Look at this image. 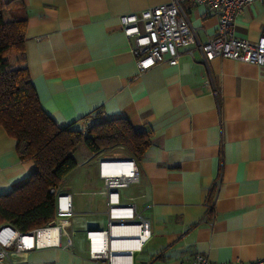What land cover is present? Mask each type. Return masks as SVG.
<instances>
[{"label": "crops", "instance_id": "obj_1", "mask_svg": "<svg viewBox=\"0 0 264 264\" xmlns=\"http://www.w3.org/2000/svg\"><path fill=\"white\" fill-rule=\"evenodd\" d=\"M10 1L26 8L25 64L40 106L59 127L86 132L121 118L150 137L135 160L138 183L120 192L151 230L132 264H189L197 254L212 264L264 258V65L221 57L205 64L190 46L179 50L177 65L139 72L119 17L170 0H0ZM182 1L198 40L215 36L218 19ZM263 28L264 7L255 1L235 18L234 36L256 42ZM16 145L0 127V195L35 171ZM79 147L94 177L60 187L73 204L71 247L63 238L60 248L12 254L0 264H101L88 258L85 230L106 228L96 163L108 155ZM218 178L209 224L204 204Z\"/></svg>", "mask_w": 264, "mask_h": 264}, {"label": "built area", "instance_id": "obj_2", "mask_svg": "<svg viewBox=\"0 0 264 264\" xmlns=\"http://www.w3.org/2000/svg\"><path fill=\"white\" fill-rule=\"evenodd\" d=\"M194 6H204L207 14L218 19L215 36L201 43L196 30L188 19L182 0L147 8L137 14L119 17L123 34L133 40L132 54L139 72H145L160 63L178 64L179 50L194 46L205 64L215 57L264 65V28L258 41L251 42L234 36L235 18L251 3L264 0H187ZM192 54V50H188ZM97 177L102 182L99 194L106 201V228H87L85 240L88 258L101 264H132L133 254L151 237L149 222L131 204L120 199L121 190L137 184L139 170L134 159L127 156H99L96 163ZM219 188V178L212 184L210 197L204 206L203 220L212 224L213 207ZM54 194L53 225L46 224L22 232L10 225H0V263H11L12 254H22L43 248H64L72 245L68 229L74 217L72 199L60 187L50 190ZM213 193V196H212ZM136 229V230H135ZM137 233L136 238L132 232ZM134 242L132 246L130 243ZM189 264H212L207 256L195 255ZM264 264V258L250 262Z\"/></svg>", "mask_w": 264, "mask_h": 264}, {"label": "trees", "instance_id": "obj_3", "mask_svg": "<svg viewBox=\"0 0 264 264\" xmlns=\"http://www.w3.org/2000/svg\"><path fill=\"white\" fill-rule=\"evenodd\" d=\"M27 12L19 1L0 2V127L17 143L21 161H32L35 171L26 182L0 195V225L22 232L53 221L54 194L77 166L73 152L83 145L91 154L122 147L140 161L150 147L148 133L131 128L125 119L92 125L86 132L61 128L40 106L25 64Z\"/></svg>", "mask_w": 264, "mask_h": 264}, {"label": "rangeland", "instance_id": "obj_4", "mask_svg": "<svg viewBox=\"0 0 264 264\" xmlns=\"http://www.w3.org/2000/svg\"><path fill=\"white\" fill-rule=\"evenodd\" d=\"M104 155L108 156H118L121 154H126V151L124 149H120V147H115V148H108L103 150ZM73 157L74 160L77 163V166L75 167L74 170H72L62 181L60 187L62 188L63 186L68 185V183L72 179H81L85 178L89 175L94 177V170L92 167H89V161H86V157L84 153H82L80 147L78 146L75 151L73 152ZM96 160V159H95ZM94 160V161H95ZM86 161V162H85ZM101 220V218H100ZM102 227H99L101 229Z\"/></svg>", "mask_w": 264, "mask_h": 264}, {"label": "bare ground", "instance_id": "obj_5", "mask_svg": "<svg viewBox=\"0 0 264 264\" xmlns=\"http://www.w3.org/2000/svg\"><path fill=\"white\" fill-rule=\"evenodd\" d=\"M135 230H136V229H135ZM135 230L132 232V234L134 235V237H133V238H136V236H137V233L135 232ZM130 245L134 246V245H135V243H134V242H132V243H130Z\"/></svg>", "mask_w": 264, "mask_h": 264}, {"label": "water", "instance_id": "obj_6", "mask_svg": "<svg viewBox=\"0 0 264 264\" xmlns=\"http://www.w3.org/2000/svg\"><path fill=\"white\" fill-rule=\"evenodd\" d=\"M50 225H53V223H50Z\"/></svg>", "mask_w": 264, "mask_h": 264}]
</instances>
